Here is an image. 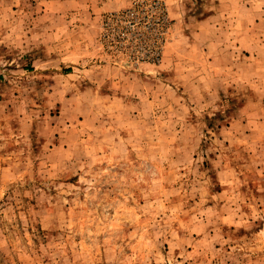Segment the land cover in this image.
Wrapping results in <instances>:
<instances>
[{"label":"rangeland","instance_id":"1","mask_svg":"<svg viewBox=\"0 0 264 264\" xmlns=\"http://www.w3.org/2000/svg\"><path fill=\"white\" fill-rule=\"evenodd\" d=\"M0 264H264V0H0Z\"/></svg>","mask_w":264,"mask_h":264}]
</instances>
